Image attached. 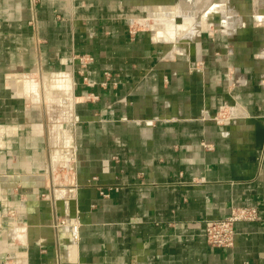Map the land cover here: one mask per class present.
<instances>
[{
	"label": "crops",
	"instance_id": "crops-1",
	"mask_svg": "<svg viewBox=\"0 0 264 264\" xmlns=\"http://www.w3.org/2000/svg\"><path fill=\"white\" fill-rule=\"evenodd\" d=\"M0 130V264H264V0H0Z\"/></svg>",
	"mask_w": 264,
	"mask_h": 264
},
{
	"label": "built area",
	"instance_id": "built-area-1",
	"mask_svg": "<svg viewBox=\"0 0 264 264\" xmlns=\"http://www.w3.org/2000/svg\"><path fill=\"white\" fill-rule=\"evenodd\" d=\"M224 111L217 114L214 119L216 121L226 120ZM3 142L2 132L0 130V147ZM101 194L109 196L105 190H101ZM259 219V210L256 206H234L229 215L223 218L205 220V235L207 242L215 247H231L235 242V223L239 221H255ZM72 235L74 238L79 236V224L72 223Z\"/></svg>",
	"mask_w": 264,
	"mask_h": 264
},
{
	"label": "bare ground",
	"instance_id": "bare-ground-1",
	"mask_svg": "<svg viewBox=\"0 0 264 264\" xmlns=\"http://www.w3.org/2000/svg\"><path fill=\"white\" fill-rule=\"evenodd\" d=\"M208 2H210V1H208ZM193 19H194V18H193ZM193 19H192V20H193ZM194 20H195V19H194ZM192 32H193V31H192ZM188 36H189V35H188ZM190 36H191V34H190Z\"/></svg>",
	"mask_w": 264,
	"mask_h": 264
}]
</instances>
